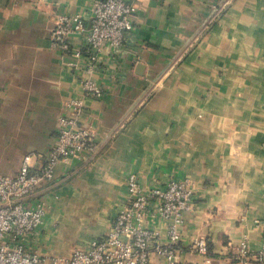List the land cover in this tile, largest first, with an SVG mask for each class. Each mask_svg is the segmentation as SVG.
Here are the masks:
<instances>
[{"label": "crops", "instance_id": "obj_1", "mask_svg": "<svg viewBox=\"0 0 264 264\" xmlns=\"http://www.w3.org/2000/svg\"><path fill=\"white\" fill-rule=\"evenodd\" d=\"M131 1L129 46L93 74L102 95L82 117L101 150L56 166V180L67 178L43 194V253L101 236L136 174L144 185L193 184L182 234L205 237L208 255L184 253L178 264H229L242 235L257 247L253 220L264 217V0ZM93 2L0 0V174L54 142L83 63L51 48L49 33L59 13L88 23Z\"/></svg>", "mask_w": 264, "mask_h": 264}, {"label": "built area", "instance_id": "obj_2", "mask_svg": "<svg viewBox=\"0 0 264 264\" xmlns=\"http://www.w3.org/2000/svg\"><path fill=\"white\" fill-rule=\"evenodd\" d=\"M136 11L131 0H94L88 23L77 13L57 14L50 47L82 61L77 91L57 118V135L47 152L25 154L16 173L0 174V264H152L156 259L178 264L184 253L208 255L205 237L182 234L185 216L196 209L191 181L180 177L144 185L136 174L127 177L125 204L101 236L72 246L66 255L42 250L41 227L48 213L43 194L67 178L56 180L58 164L72 158L87 164L101 150L82 121L85 103L101 97L93 74L103 70L106 58L112 62L129 46ZM156 87L152 83L142 99ZM253 224L259 232L257 247L252 249L242 235L229 246V264H264V217Z\"/></svg>", "mask_w": 264, "mask_h": 264}, {"label": "water", "instance_id": "obj_3", "mask_svg": "<svg viewBox=\"0 0 264 264\" xmlns=\"http://www.w3.org/2000/svg\"><path fill=\"white\" fill-rule=\"evenodd\" d=\"M153 83H155V81H153ZM152 83L143 91L142 96L144 95V93L151 87Z\"/></svg>", "mask_w": 264, "mask_h": 264}]
</instances>
